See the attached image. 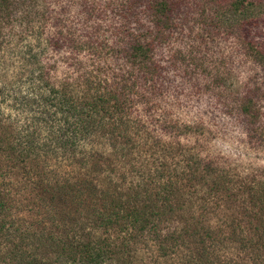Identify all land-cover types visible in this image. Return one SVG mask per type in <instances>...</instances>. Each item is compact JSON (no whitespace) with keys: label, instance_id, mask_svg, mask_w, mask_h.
Listing matches in <instances>:
<instances>
[{"label":"trees","instance_id":"obj_1","mask_svg":"<svg viewBox=\"0 0 264 264\" xmlns=\"http://www.w3.org/2000/svg\"><path fill=\"white\" fill-rule=\"evenodd\" d=\"M174 4L0 0V264H133L135 246L148 241L157 258L183 246L176 264H203L205 235L215 231L202 226L197 253L184 244L172 217L181 204L176 172L133 164L132 137L142 135L180 154L191 173L213 170L178 138H161L174 130L156 115L168 81L154 55L174 24ZM105 146L131 169L112 172ZM12 175L44 193L47 229L6 219L2 193L13 190Z\"/></svg>","mask_w":264,"mask_h":264},{"label":"rangeland","instance_id":"obj_2","mask_svg":"<svg viewBox=\"0 0 264 264\" xmlns=\"http://www.w3.org/2000/svg\"><path fill=\"white\" fill-rule=\"evenodd\" d=\"M174 2V24L154 55L168 81L156 115L164 113L174 130L161 138H178L182 151L197 154L213 170L191 173L180 154L165 153L142 135L132 137L133 164L141 170L158 162L176 172L181 204L172 217L184 244L196 252L202 226L215 231L205 235L203 264H264V0ZM77 9L71 6L67 16L75 19ZM172 51L184 57L177 68L170 62ZM185 124L190 128L178 134ZM109 163L119 173L132 167L114 153ZM17 179L6 178L13 184L2 193L9 207L6 219L36 221L47 229L38 200L44 193ZM135 247L133 264H176L189 250L180 246L174 255L157 258L152 242Z\"/></svg>","mask_w":264,"mask_h":264}]
</instances>
